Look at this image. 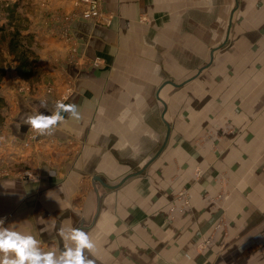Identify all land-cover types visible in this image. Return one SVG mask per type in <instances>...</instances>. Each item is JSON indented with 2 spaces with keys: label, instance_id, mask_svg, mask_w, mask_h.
Listing matches in <instances>:
<instances>
[{
  "label": "crops",
  "instance_id": "crops-1",
  "mask_svg": "<svg viewBox=\"0 0 264 264\" xmlns=\"http://www.w3.org/2000/svg\"><path fill=\"white\" fill-rule=\"evenodd\" d=\"M234 1L224 43L229 37L233 13L237 8V0ZM103 2L115 13L111 24L106 27L85 20L62 18L72 10L69 0H32V9L22 13L24 18L27 17V32L36 31L41 35L37 55L40 50L47 52L43 57L50 62L54 55H63L64 51L62 42L53 36L50 28L63 26L73 30L74 40L83 55V69L65 64L63 72L56 70L53 75L56 76L57 72L73 79V93L63 102L75 103L82 118L75 120L63 113L65 120L52 135H37L26 124L27 117L39 112L51 115L56 104L48 97L49 93L47 97L25 93L15 96L13 87L9 83L6 85L7 74L4 76L0 95L17 105L8 123L9 135L13 141L24 142L21 150H12L10 154H13L14 162L21 163L18 168L32 166L29 170L36 176H0V218H4L3 226L32 234L40 241L38 247L48 251L55 249V245L47 244L61 228L67 232L73 228V222L84 226L89 221L87 231L96 243V249L90 255L96 259V264H220V261L238 258L240 251L253 244H264V177L259 178V184L253 179L248 191L239 199V164L227 159V154L220 157L215 153L217 158L213 159V153L202 151L204 160H200L197 155L200 153L190 154L183 148L176 149V153H168L165 148L169 135L159 154L148 163L161 147L167 132L168 122L164 113L168 102L162 95L163 89L166 86L179 88L190 80L181 86L164 84L165 81L173 82L164 80L155 88V99L163 108L161 119L166 132L158 149L139 169L142 173L130 175L128 165L118 159L121 155L135 156V125L142 124L145 118L123 117V124H131L132 128L121 131L118 123L121 118L104 116L105 110L125 108L124 103H134L139 99L132 96L129 101L127 93L128 86L135 84H128L129 78L134 80L136 75L141 76V69L129 68L125 62L137 52L136 41L140 33L150 35L153 30L166 28L162 22L166 19L168 1ZM142 13L149 18L144 24L136 21L138 14ZM129 45L134 47L129 49ZM94 58L99 60L97 65L89 63ZM132 92L136 93V88ZM143 92L148 93V107L153 103L156 105L150 95L151 85L148 84ZM121 94L128 99L127 102L121 101ZM12 140L10 144L15 146ZM73 140L82 144L78 157L67 156L59 149L62 143L66 146ZM147 143L150 151V138ZM9 146L6 137L0 135L2 157L8 155ZM69 148L72 150V144ZM31 158L36 162L34 166ZM220 163L234 180L230 182L229 194L216 200L212 196L218 186L212 169L220 168ZM196 167L203 169L198 178L193 173ZM232 167L236 169L232 171ZM82 182L83 215L73 212L69 206L72 190L81 188ZM182 188L190 192V204L184 210L171 212V207H178L174 205L177 202L172 201L173 194ZM221 214L226 217V229H216V221Z\"/></svg>",
  "mask_w": 264,
  "mask_h": 264
},
{
  "label": "rangeland",
  "instance_id": "rangeland-1",
  "mask_svg": "<svg viewBox=\"0 0 264 264\" xmlns=\"http://www.w3.org/2000/svg\"><path fill=\"white\" fill-rule=\"evenodd\" d=\"M69 1L72 13L69 12L62 18L69 17L70 21L85 20L106 27L115 17V13L105 7L103 0H97V15L91 18L82 16L88 8L85 0ZM167 1L166 19L162 22L166 28L158 29L156 32L153 30L150 35L140 33L136 41L137 52L125 62L129 68L141 69V76L136 75L134 80L129 78L128 84H135L128 86L127 93L129 101L132 96H137L139 99L134 103H124L125 108L105 110L104 114V116L113 115L121 118L118 122L121 131L132 128L131 124H123V117L145 118L142 124L135 125V156L121 155L118 158L122 164L128 165L131 174L138 171L150 159L162 143L166 132V126L161 119L163 108L155 99V88L164 80L175 83L187 80L209 61L210 50L220 45L225 38L228 16L235 7L234 0ZM9 3H17L20 14L32 9V0H0V24L6 23L3 8ZM26 18L24 24L27 26ZM148 20L147 15L143 13L138 14L136 18L140 24ZM50 30L53 36L62 42L63 55H54L50 62L43 57L47 52L40 50L36 59L39 65L38 72L31 82L26 83L22 79H19V82L28 87L25 94L47 97L49 93L48 97L56 104L57 101H64L65 97L68 98L73 93L74 81L67 75L57 72L54 76V71L63 72L65 64L71 62L73 66L83 69V55L79 51L78 42H75L71 27L57 26L51 27ZM30 33L33 37L32 49L37 54L41 46L38 38L41 35L36 31ZM133 47L129 45V49ZM5 50L3 47L6 54ZM10 58L8 56V59ZM12 67L11 62L6 72L8 79L6 85L10 84L14 95L17 96L22 92L17 90L20 84L13 81L16 73ZM136 73L138 74L137 71ZM148 84L151 85L150 95L156 101V105L153 103L151 107H148V93L143 92ZM135 88L136 93L132 92ZM162 95L168 102L164 113L170 128L165 148L168 149V153H176V149L183 148L190 154L202 151L213 153V159L217 158L215 153L220 157L227 154V159L239 164V199L248 191L253 179L259 184V178L264 177V0H237L229 37L223 46L214 51L210 65L182 87L166 86ZM123 96V94L119 95L121 101L127 102L128 99ZM12 101L5 100L6 105L1 110L3 120L0 123V135L6 137L10 146L7 148L6 157H2L3 154L0 153L2 166L0 176L17 174L19 178H33L36 173L30 171L32 166L29 168L28 165H24V168H18L17 165L21 163L14 162L13 154H10L12 150L15 152L16 149L21 150L24 147L22 145L24 142L13 141L9 135L8 123L17 110V105ZM143 136H145L144 140H142ZM148 138L151 140L150 151H148ZM11 140L16 144L15 146L10 144ZM62 144L59 149L67 156L78 157L80 149H83L81 142L75 140L66 146ZM70 144L72 150L69 148ZM63 154L57 155V158L62 157ZM202 154L197 155L201 157ZM31 160L34 166L36 162L33 158ZM200 160L204 158L201 157ZM223 167V163H220V168L212 169L218 186L212 196L216 200H221L229 194L230 182L234 180L233 176L231 179V176L222 169ZM233 169L236 168L232 167V171ZM193 173L198 178L203 174V169L196 167ZM72 192L73 197L69 206L73 212L83 215V182L81 188L78 187ZM172 201L177 202L174 205L178 207H171V212L174 209H185L190 204V192L187 188H182L173 194ZM72 227H83V223L73 222ZM226 227V217L221 214L216 221V229H226ZM53 240L49 242L50 244H46L55 245L57 256L60 255L62 247L72 246V241L61 240L59 235Z\"/></svg>",
  "mask_w": 264,
  "mask_h": 264
},
{
  "label": "clouds",
  "instance_id": "clouds-1",
  "mask_svg": "<svg viewBox=\"0 0 264 264\" xmlns=\"http://www.w3.org/2000/svg\"><path fill=\"white\" fill-rule=\"evenodd\" d=\"M63 113L75 120L82 118L75 103L65 104L59 100L51 115L39 112L27 117L25 122L37 135H52L65 120ZM3 225L4 218H0V264H96V259L90 255L96 249V243L82 227H74L67 232L62 228L59 230L61 240L72 241V246L62 247L57 256L55 249L41 250L38 247L40 241L32 234Z\"/></svg>",
  "mask_w": 264,
  "mask_h": 264
},
{
  "label": "trees",
  "instance_id": "trees-1",
  "mask_svg": "<svg viewBox=\"0 0 264 264\" xmlns=\"http://www.w3.org/2000/svg\"><path fill=\"white\" fill-rule=\"evenodd\" d=\"M17 7V3H9L3 8L6 23L0 24V83L11 62L14 72L27 82L32 81L39 69L36 63L37 54L32 49V34L27 32L24 17L18 12ZM8 56L11 58L8 59ZM5 105V100L0 96V123L3 120L1 110Z\"/></svg>",
  "mask_w": 264,
  "mask_h": 264
},
{
  "label": "water",
  "instance_id": "water-1",
  "mask_svg": "<svg viewBox=\"0 0 264 264\" xmlns=\"http://www.w3.org/2000/svg\"><path fill=\"white\" fill-rule=\"evenodd\" d=\"M223 44H224V42L221 45H219L218 47L211 49L209 62H207L202 67H200L194 76H192L191 78H189V79H187V80H185L179 84H174L173 82H170V81H165L164 84L169 83V84H172L174 86H181L184 83H186L187 81L193 79L195 76H197L201 72V70H203L204 68H206L209 65L211 58H212V52L215 49L221 47ZM168 135H169V127L167 126V132H166V135H165V138H164V141H163L161 147L152 156V158L148 161V163L151 162L159 154V152L161 151V149L164 147V145L166 143ZM140 172L141 171L139 170V171L132 173L130 175L138 174ZM96 179L98 180L99 178H96ZM88 225H89V221L82 228H84L87 231ZM220 264H264V244H253V245L247 247L244 251H240L238 258H232L228 262L220 261Z\"/></svg>",
  "mask_w": 264,
  "mask_h": 264
},
{
  "label": "built area",
  "instance_id": "built-area-1",
  "mask_svg": "<svg viewBox=\"0 0 264 264\" xmlns=\"http://www.w3.org/2000/svg\"><path fill=\"white\" fill-rule=\"evenodd\" d=\"M83 2V1H82ZM85 2L87 3V9L85 10L84 14H82V16H84L85 18H91L97 15V0H85ZM90 64L92 65H97L99 63V60L97 58H94L93 60L89 61ZM70 64L73 65V62H71ZM19 76H14L13 77V81H15L16 83L20 84L19 82ZM22 84V85H21ZM18 87V91L22 92V93H26V89L28 88L26 85H24L23 83H21ZM21 94V93H20Z\"/></svg>",
  "mask_w": 264,
  "mask_h": 264
}]
</instances>
